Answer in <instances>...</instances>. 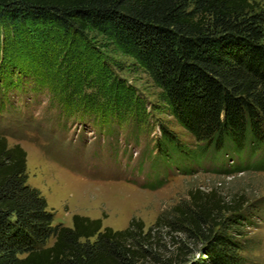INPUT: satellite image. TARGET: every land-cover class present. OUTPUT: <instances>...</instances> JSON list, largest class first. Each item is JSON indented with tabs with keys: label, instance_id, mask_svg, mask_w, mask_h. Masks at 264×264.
<instances>
[{
	"label": "trees",
	"instance_id": "16d2710c",
	"mask_svg": "<svg viewBox=\"0 0 264 264\" xmlns=\"http://www.w3.org/2000/svg\"><path fill=\"white\" fill-rule=\"evenodd\" d=\"M90 35L136 63L160 89L167 113L194 138L195 148L184 151L161 127L156 148L162 165L174 162L166 157L168 148L199 166L210 159L222 169L235 157L239 163L229 172H264V5L249 0H0L2 58L21 79L45 80V45L78 44ZM12 39L24 42V54L9 55ZM27 57H36L31 60L40 66L32 68L31 60L22 59ZM113 86L103 112L98 103L104 99L92 95L64 92L61 105L73 113L80 107L98 110L117 121L132 111L143 123L141 101L126 86ZM256 157L253 165H243ZM243 210L240 201L226 203L215 192L195 190L146 230L136 219L115 231L103 228L100 219L78 215L71 227L54 225L45 198L27 184L25 151L9 147L0 134V264H245Z\"/></svg>",
	"mask_w": 264,
	"mask_h": 264
},
{
	"label": "rangeland",
	"instance_id": "374dc122",
	"mask_svg": "<svg viewBox=\"0 0 264 264\" xmlns=\"http://www.w3.org/2000/svg\"><path fill=\"white\" fill-rule=\"evenodd\" d=\"M249 1L264 5V0ZM12 40L6 46L9 55L18 57V50L24 54V42ZM3 48L0 45V102L4 107L0 134L9 147L19 145L25 151L27 184L45 198L54 225L71 227L72 217L78 215L100 219L103 228L115 231L136 219L146 230L161 214L186 200L189 192L212 191L226 203L240 201L246 218L241 228L245 264H264V172H229L239 163L235 157L222 169L221 163L210 159L199 166L168 148L166 157L174 162L162 165L156 148L161 127L184 151L194 149L196 143L167 113L160 89L136 63L100 37L90 35L70 45L59 40L45 45V80L38 83L29 77L21 79L18 72L11 74L14 70L7 68ZM48 61L51 66L47 68ZM30 63L32 68L40 66L37 60ZM114 84L126 86L141 101L144 124L133 118L137 114L132 111L121 121L106 120L101 114ZM64 92L104 99L98 103L103 106L101 112L80 107L73 113L74 109L61 105ZM256 160L242 163L253 165ZM159 180L160 185L155 183Z\"/></svg>",
	"mask_w": 264,
	"mask_h": 264
}]
</instances>
